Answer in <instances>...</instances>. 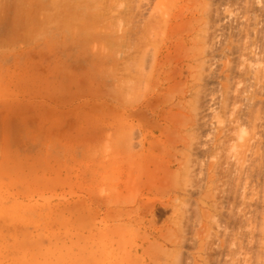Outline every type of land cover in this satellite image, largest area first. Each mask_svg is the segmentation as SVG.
<instances>
[{"label":"rangeland","instance_id":"obj_1","mask_svg":"<svg viewBox=\"0 0 264 264\" xmlns=\"http://www.w3.org/2000/svg\"><path fill=\"white\" fill-rule=\"evenodd\" d=\"M83 1L86 2V0H0V264H165L166 262L170 263V259L172 260L173 254L175 255L176 251L183 252L184 254L186 252V256L182 253L185 257L183 258L187 260H183V263L186 261L185 264H208L206 263L207 257L206 259L204 258L206 256L204 248L207 245L206 243L209 242V233L211 232L220 233L215 239L216 247H222L221 250L218 248L215 252L208 254L212 257L216 254L219 256L221 261L217 264H264V153L258 162V164H261L260 167L248 168L255 176L249 178L248 191H245V193L247 192L246 199L241 198L242 201L239 198L241 196L240 193L243 192L242 185H240L242 183H239L238 178L234 177L238 175V169L242 170L246 169V167L239 168V164L235 165L238 162L235 159L237 155L231 159L233 166H236L234 168L231 167L233 168L231 169V174L233 172L236 173L231 176L234 179L229 176L226 177V174H223V176L221 173L224 172L222 171L219 172L217 170V174L214 173L216 171H211V169H214V167L212 168L213 162H215L213 158L215 160L217 158L213 157V154L211 155L209 152H204L206 154H203L199 151L195 156L193 154L192 157L194 156L198 160V162L196 161L197 165H200L195 166L197 172L199 170L202 175L205 174L206 176L203 175V180L199 179L202 182L198 180V186L201 184V188L196 189L197 191H194V194L189 196L184 190H189L190 187L187 189V186L180 178L179 182L182 183L181 186L179 184L177 187H171L170 183L168 187L166 186L167 184L164 185L168 182L167 180H170L168 177L173 173L183 171L182 167L179 169L177 166L180 163L184 165L186 162L185 155H183L186 149L182 146L181 138L180 141L176 138V143H178L173 147L175 151L171 155L163 153L165 146L161 140L167 134L165 127H168L171 123H175V120L183 119L182 115L187 114L191 124L190 116L186 111L189 104L193 102L194 95L192 92L189 93L186 90L188 89V85L194 82V77L192 78L194 73L193 71H187L188 68H186L192 62L188 59L184 60L185 56L182 57L181 55H186V51H183V49L185 50V47L188 49L187 45L189 44L187 42L190 37L193 38L194 35L198 36V34L199 36L203 35L204 29L201 28L204 24L201 19L202 14L198 15V13L199 10L201 11L205 7L203 5L206 4L203 3L204 0H196L195 3L194 0H170V2L168 1L169 4L167 0H160V5L157 4L156 8L159 7L161 9L162 1H165V4L163 2L162 4L168 7V10L165 11L167 12V16L164 12L162 13L165 20L167 19L166 21L163 20L162 25L160 24L162 21L157 20L161 17L160 9L154 8L153 12H151L152 9L150 12L146 10L148 14L151 13L152 15V18L149 20L146 19L150 15L144 10L147 14L144 20L145 15L141 14L143 12L141 9L147 8V6L144 5V8L142 7L137 11L138 6L137 10L133 8L134 5L136 7L137 0H127L125 2H123L124 0H120L125 4L128 2V9L127 5L125 8L123 7L124 5L120 8L122 3L119 0H113L115 3L117 1V4H112V0H110L111 3H109V0H99V3L94 0L98 3L99 7L96 5V2L94 5L90 4L87 6L88 2L85 4ZM94 1L90 0L89 3H93ZM100 1L103 4L106 2L107 6L105 4L103 6ZM212 1L214 6L216 4L220 5L219 8L216 6L220 16L213 18V22L217 26H220L219 29L215 26V31H219L216 32L219 33L218 37L216 36L218 42L214 39L216 46L220 50L215 46L217 52L215 49L214 55L211 58L213 59L219 51H229L227 50L228 48L233 49L234 52H227V56L225 53L221 55L223 53L221 52L219 56H215L216 59L212 60L214 63L212 62L211 66L212 68L215 67L213 68L215 72L211 70L212 78L202 83L203 87H205V83L210 85H206L207 88H204L207 89L208 95H211L210 97L206 95L204 104L209 102L206 104L209 106H206L207 109L205 111L208 117H211V120L210 118L207 120L209 127L206 124V129L205 127L201 129L203 137L199 140L205 141L201 142L205 145L210 144L209 146H213V141L215 142V129L219 125L217 123L219 115L217 114H219L221 100L225 93L224 86H222L223 82H225L224 71L226 70L223 69L225 67L224 64L227 63L228 65L230 61V63L237 65V68L233 70L238 69V73L234 72L231 80L236 79V81L232 80L234 83L232 85L236 88L235 83H238L236 89L238 91L242 90L241 97L239 95L235 99V106L241 108H244V106L247 108V106H251V103L256 102V99L252 98L250 94L254 88V84L257 86L261 81H256L257 83L253 84V80L258 79L253 74L256 76L258 72L264 73V52H262L264 51V0H252L251 2L249 0H230V2L228 0ZM119 2L121 3L120 7L118 6ZM139 3L140 0L138 1V5ZM109 4L112 5L109 7ZM102 6L105 8H102ZM164 6L162 7L165 9ZM99 8L103 10L100 11ZM163 8L162 10L164 11ZM121 11L122 13L120 14ZM125 12L128 14L132 12V20L136 23V26H133L136 29L139 25L148 26V24L156 23V28H158L157 24H160L159 26L161 27L159 29L164 34L163 36L160 35L161 33L153 35L149 43L147 37H145L146 43H143L144 41L138 43V45L141 43V48L143 47L142 44L145 47L148 44L154 45L152 48L158 56H156L155 68L160 69L157 70L158 77L155 72L156 69L152 70V79L155 77V81L154 79H150L148 86L143 88L145 90H142L141 95L142 93L146 95H142L141 100L137 99L138 103L136 104L138 105L132 103L136 101H132V98L128 103L126 101L125 104L122 100H117L118 98L116 102L113 99L116 98L113 95L115 94L113 91H118L115 89L118 86L119 79H124L125 77V74L122 75L124 73V70H122L124 62L120 58H116L115 55L117 53L119 55L120 49L123 54H120L119 57L124 56V54L126 56L127 53L124 59H130L134 55L136 59L133 58L132 63L135 60L137 62L141 56V53L139 54L141 48L138 46H136L137 51L132 50V48H128V51H126V48L114 50L116 45L120 46L118 45L119 36L122 33L119 30L120 24L121 26L123 25L122 30L127 28L128 25L127 30H134V27L129 23L130 20L128 22L123 20L126 24L129 23L128 25L124 22L122 24V21L120 23V18L127 19L128 14L126 16ZM139 12L143 18H141L142 16H140ZM181 13L182 15H180ZM129 17L130 15L128 19ZM164 17L162 16V19ZM196 18L202 20V22L200 20L202 24L198 27H195L197 26L196 23H199ZM155 25L150 26L153 28ZM130 26L131 29H129ZM150 26L148 27V31L151 28ZM145 27L143 26V28ZM143 28L141 30L140 27L141 31H139H147L146 28V30ZM197 28H201L203 31ZM155 29L153 28V30ZM194 29L198 30L196 34ZM153 30L150 32V35L153 32L157 33ZM130 32L128 31V33ZM139 33L132 32L130 41L136 42L139 40H137L138 37L140 41L144 40V36H142L143 32L140 33L142 35ZM220 33L222 34L220 35ZM144 34L147 36L149 33ZM133 35L135 36L133 37ZM107 38L117 39L116 43L118 44L114 42L115 44L109 45L110 42L108 43V40L106 41L107 43H103V40ZM114 40L111 41L113 42ZM238 40L246 44L243 43V47H247L248 45L247 50L244 48L246 54L243 52V47L241 51L243 54L239 53L237 48ZM182 44L185 45L182 46ZM258 44H261L262 47ZM256 45L258 49L254 48ZM110 48L112 50H109ZM106 49L112 51V54H110L111 52L108 54L109 51L107 50L106 53L109 56L105 55ZM146 49H142V52ZM157 49L159 50L157 51ZM253 49L256 52L261 50L260 52L263 54L256 56L258 54L255 52V55L252 52ZM114 51L118 52L115 53ZM184 52L185 54H183ZM106 61L109 65H107ZM135 62L134 64L136 65ZM103 64L107 66L110 72L105 70L106 68L102 70ZM159 64L161 65L160 67ZM239 64H243L245 67ZM134 66L131 67H137V65ZM126 67L128 66L126 65ZM116 69L119 72L121 69L122 76L115 74L118 72ZM251 71L252 73H250ZM255 72L257 73L255 74ZM106 73L109 75H106ZM240 76L245 77L240 78ZM257 76L262 80L261 77L264 74L261 76L257 74ZM114 77L117 81L114 80ZM262 78L264 79V77ZM158 80L161 81L159 82V86H156L157 88L155 87V89L151 88L153 87L152 85H157L156 82ZM179 80L181 81L179 82ZM261 83H264V81ZM146 85L144 84L143 86ZM179 85H187L184 88L187 94L185 93L181 97L184 98L185 96V98L181 100L177 98L178 93L175 95L173 91L175 88L177 91ZM167 92L174 94L172 95L174 98L170 100L169 98H172L170 94H168V97L164 96ZM233 92L234 94L236 93L235 90ZM119 93L118 91L117 94ZM157 93L161 96H158ZM110 95L112 98H110ZM162 96L167 97L168 101L170 100L169 104H164L167 98L164 101L161 98ZM159 97L164 101L163 105ZM177 99L178 102L184 101V104L178 105ZM146 101L150 103H146ZM262 104V112H264V99ZM179 108L185 111L179 110ZM168 119L170 121H167ZM120 120L125 121L120 124ZM186 121L187 116L184 122L186 123ZM137 122H140V125ZM190 124L186 125L185 128H181L182 132H185H183L184 135L191 130L187 128L190 127ZM247 125L245 127L241 126L243 129L235 130L234 132L237 133L235 135L238 137L241 130L243 132L246 130V132L240 135H244L245 139L246 136L248 138V132L252 131V129L250 125L249 128L251 130L246 127ZM119 127L123 130H128V128L130 130L134 127L139 130V137L137 138L136 136V140L133 138L134 146L131 150L129 149L130 146L126 148L127 146L124 147L126 144L121 145L125 143L124 140H122V143L119 141L125 131L122 130V132ZM104 129L106 130L104 131ZM107 129L111 133L116 131L115 134H110V136L114 135L112 137L114 142L117 139L116 136L122 132V135H119V140L117 139L118 143H114L110 139V136H108L109 138L106 137ZM181 130L179 129L178 132L180 131V134L183 135ZM174 133L173 135H176ZM180 134L178 133L177 137H180ZM192 134L194 135V132ZM235 135L231 136V138L234 136V140ZM210 138L212 140H209ZM249 138L254 139L253 137ZM107 139L109 142H113V145L111 144V150L106 152V145L104 147V144H106ZM252 139L251 141H253ZM251 141L249 140V142ZM128 142L127 139L126 143ZM142 142L144 143L143 149H140ZM235 142L237 141L235 140ZM242 142L240 141V143ZM234 143L231 145L232 148L230 147L229 151L233 149V146L239 149L240 144L237 147ZM116 144L120 146L116 147ZM111 145L109 144V148ZM263 147L262 149L264 150ZM181 148L183 149L180 152ZM148 150L157 154V160L154 163L149 161ZM125 151H127V155L128 152H132L131 156H134L136 159L134 158V161H131L133 159L129 160L130 158L127 157H130V154L128 156L125 155ZM234 151L236 152L237 150L234 148ZM234 151V155L237 154ZM239 152L241 151L238 150ZM230 153L232 152L230 151ZM122 154H124V157H120ZM106 155L109 157L108 159ZM186 156L188 157V155ZM189 157L192 159L191 156ZM126 158L128 162L126 164L125 162L122 163L121 161H125ZM178 159L181 161L180 163L179 161L178 163L176 162ZM241 166H243L242 163ZM206 167H210V169L208 170ZM154 172L159 173V176L163 177V181L165 182L162 183L160 177L158 180L154 176ZM163 173L169 176L167 175L166 177V174ZM211 173L224 177L220 178L221 182H217L219 185L228 181V185L224 183V186L227 185V190L229 186L232 188V191L236 189L235 185L241 186L237 188L239 192L235 193L234 191L236 194L234 196V193L229 188L228 193L231 195H228V198L227 196L224 198V195L221 196L220 192L218 195H213L215 191L209 182V175ZM225 178H231L232 181ZM224 179L226 181L222 183ZM230 182H232L233 186L229 185L231 184ZM237 182L239 184H236ZM152 183L153 185L156 183L154 185L155 188H163V191H156ZM157 184L163 187L161 188ZM164 186H166V189ZM135 187H139V189ZM150 187L152 189H149ZM180 187H183V189ZM128 195V199H123L128 204L123 201L121 202L122 197ZM175 195L179 196L177 200L176 198L174 199ZM187 196L191 199L188 202L191 219L188 221V230L187 226L185 228L184 236L187 235L188 231L187 236L190 239L186 236V241L187 239L189 240L187 241L188 246L186 245L183 248L181 238H176L175 244L172 245L165 241L166 237L164 236L167 234L169 238L170 230L177 233L178 225L176 226L174 223L180 220V218L173 211L174 205L176 206L177 204L175 200L179 204V200L183 202ZM213 196H216V199ZM213 198L214 200H212ZM243 202L245 206L241 204ZM216 203L218 204L216 205L217 209L215 208ZM211 204L214 207L213 209H211ZM219 205L220 211L228 209L234 215L240 213L239 211L245 207L253 211L251 212L252 215L249 213L250 219L247 223H238L236 220L223 222V219L224 225L218 229L222 223L219 220L220 216L217 214L220 209ZM149 207L151 208L148 209ZM209 211L212 212L211 216L208 215ZM217 224L220 226L218 225V227ZM214 225L217 226L218 231L214 229ZM168 231L169 233H167ZM222 233L225 234L222 235ZM252 233L254 234L253 237L250 235ZM245 234L251 237L247 236L250 241L252 238H256L254 241L257 244L254 241L250 244L249 239L247 240L249 243L246 242V244L250 248L249 250L248 248L245 249V247H238L241 241L239 236L241 237ZM178 236L180 235L178 234ZM224 240L229 242L227 243ZM258 241L260 244H258ZM204 243L205 245H203ZM152 244L158 245L154 246ZM161 244H163L162 247L164 246L169 251L173 249L170 252L173 254L170 255L169 253L172 258L168 254H165L170 258L169 260L166 256H163L164 254L159 255V253H154L155 247H159ZM202 247L203 249L201 250ZM157 256H160V258L156 259ZM249 257L252 259L248 260Z\"/></svg>","mask_w":264,"mask_h":264},{"label":"bare ground","instance_id":"obj_2","mask_svg":"<svg viewBox=\"0 0 264 264\" xmlns=\"http://www.w3.org/2000/svg\"><path fill=\"white\" fill-rule=\"evenodd\" d=\"M94 1V0H93ZM97 2L99 1V0H96ZM96 1H94L93 3H89L90 2V0L89 1H87L86 0V2H88L87 3V6L88 5H90V4H92V5H94L95 4V2ZM102 1V0H101ZM100 1V3H102ZM105 1V0H104ZM107 1V0H106ZM110 1V0H109ZM118 1V0H117ZM117 1H116V3L112 0V4L113 3H115V4H117ZM120 1V0H119ZM123 1V0H122ZM122 1H120L121 3H122V5H121V3L120 4H118V6L120 7V5H121V7L120 8H122V6L125 8V6L127 7V9H128V2H127V4H125V3H123V2H125V1H127V0H124L123 2ZM138 1L139 0H137V4H136V7H134L133 6V8H137V6H138V10L137 11H139V9H141L142 7L144 8L145 6H147V8H144V9H141L143 12H141V10H140V12H141V14L144 16L145 15V17L143 18V16L140 14V12H139V14H140V16H142L141 18H143L144 20H145V18L147 17V11L148 12H150L151 11V9H152V11L151 12H153V10H154V8H156L155 6H157V4H159L160 5V0H140V3H139V5H138ZM170 2V0H167V2ZM203 1V0H202ZM229 2H230V0H228ZM228 1H226V2H228ZM250 2L252 1V0H249ZM248 1V3H250ZM84 2V1H83ZM86 2H84L85 4H86ZM92 2V1H91ZM96 2V3H97ZM144 2V3H143ZM164 4H165V1H162ZM162 2H161V5L162 6H164L163 4H162ZM166 2V3H167ZM169 2H168V4H169ZM196 2V0H194V3ZM99 3V2H98ZM98 3L96 4L97 6H98ZM106 3V2H105ZM104 3V4H105ZM109 3H111V1L109 2ZM203 3H206V4H203V5H205V7L203 8V9H201L200 7V9H201V11L199 10V13H198V15L199 14H202V17H201V19L203 20V25L201 26V28H203L204 29V31L201 29V28H197V29H201L202 31H203V35H201V36H199V34H198V36L197 35H194L193 36V38H191L190 37V39H189V41L187 42L189 45H187V48L188 49H186V47H185V50L183 49V51H186V55H181L182 57H184L185 56V58H184V60L185 59H188L189 61H191L192 63L191 64H188V67L186 66V68H188V70L187 71H193V76H192V78L194 79L193 81V83H190L189 85H188V89L186 90V91H188L189 93H193V102L191 103V104H189V106H188V110L186 111V113H188L189 114V116H190V121H191V124H190V122H189V119H188V115L187 114H185L184 116L182 115V118L183 119H179V120H175V123H171L170 125H168V127H165L166 129H167V134L166 135H164L163 136V140H161V142L163 143V145L165 146V149L163 150V153H168V154H172V152L173 151H175L174 149H173V147L174 146H176L177 145V143H176V141L177 140H179L180 141V138L182 139V142L181 143H183V147H184V149H186V154L184 153L183 155H185V160H186V162H185V164L184 165H182L180 162L181 161H179V159L176 161L177 163H178V161H179V163H180V165L179 166H177V167H179V169H180V167H182L183 168V171L182 172H179V173H173V172H175V171H173L172 173V175L171 176H169L168 174H166V173H163V174H166V177H167V175L169 176L168 178L170 179V180H167L166 182L167 183H165L164 185H166L167 187L169 186L168 184L170 183V186L172 187H177L179 184V186H181L182 185V183L181 182H179L180 181V179H182L183 180V182H184V184L187 186V189H188V187H190L189 188V190H184V191H186V193L189 195V196H191L192 194H194V191H197L198 190V188H201V184L198 186V180L201 178L202 180L204 179V177H203V175L205 176V174H201L200 172H199V170H198V172H197V170H196V167L197 166H200V165H197V163H196V161L198 162V160L196 159V158H194V156L199 152V151H201L203 154H206V153H204V152H209L211 155L213 154V157H216L217 158V160H215V158H213L214 160L213 161H215V162H213V166H212V168L214 167V169H211V171L213 170V172L214 171H216V172H214V173H216L217 174V170H219V172H224V173H221L222 175L224 174H226V177H231L232 176V174H236V173H232L231 174V169H233L234 167H236V166H233V163L231 162L232 160V157L233 156H236L235 157V159H236V162H237V164H235V165H238L239 164V168L240 167H246V169H242V170H240V169H238V172L239 173H237L238 175L236 176V177H234V178H238L237 180H238V182L239 183H242V184H240V185H242V193H240L241 194V196L239 197L240 198V200H241V198L242 199H246L245 197H246V193H245V191L247 190L248 191V187H249V184H248V180H249V178L250 177H253V176H255V174H253L252 173V171H250V169H248V168H250V167H260L261 166V164L259 163L258 164V162H259V160L262 158V156H263V153H264V150L262 149V147H263V138H264V112H262L263 111V96H264V83H261L262 81H264V79L262 78V77H264V76H262L261 77V79L262 80H260V77H258L257 76V74L259 75V76H261V75H263L264 73H259L257 70V72H255V74H256V76L253 74V76L254 77H257L258 79L256 80H253V84L254 83H257L256 81H261L257 86H256V84H254V88H253V90L251 91V94H250V96H252V98H254V99H256V102H253L252 100H251V102H253V103H251V106H247V108L244 106V108H241V107H238V106H235V99H236V97L237 96H239L240 95V97H241V93H242V90H240V91H238V89H236L237 88V85H238V83H235V87L236 88H234V85H232V84H234L233 82H232V80H231V78L233 77V73L234 72H236V73H238L237 72V70L238 69H236V70H233V69H235V68H237V65L236 64H232V63H230V61L228 62V65H227V63L226 64H224L225 65V67L223 68L224 70H226V71H224V81L225 82H223V84H222V86H224L223 87V89H224V96H223V99L221 100V104H220V111H219V114H217V115H219V117H218V121H217V123L219 124L218 125V128H216L215 130H216V136H215V142L213 141V146H209L208 144L207 145H205V144H203L202 142H205V141H200L199 139L201 138V137H203L202 135V128L203 127H205L206 126V124L208 123L207 122V120L210 118V120H211V117H208V115L206 114L207 112L205 111L206 109H207V107L209 106H207L206 104H208V103H206V104H204V102L206 101V100H204V98L206 99V95H208L209 93H207L206 92V90L207 89H204L205 87H206V83H205V87H203V84L202 83H204V82H206L209 78H212V71L211 70H213L214 71V69L213 68H215V67H211L212 66V60L215 58V56H219L220 54H221V52H223V50L219 53H217L215 56H214V58L212 59L211 57L214 55V51H215V49L217 48L218 50H220L219 49V47H217L216 46V43H215V41L216 42H218V40H216L217 38H216V36L219 34V33H216V32H219V31H215L216 30V28H215V26L219 29V27L220 26H217V24H215L214 22H213V18H218L220 15V13L218 12V8H219V6L220 5H217L216 3V6L218 7H216V6H214V4H213V1L212 0H207V2H205V0H204V2ZM219 3V2H218ZM80 4H81V2H80ZM104 4L102 3V5L104 6ZM112 4H109V7H110V5H112ZM114 4V5H115ZM220 4H221V1H220ZM68 5H69V3H68ZM74 5V4H73ZM100 5V4H99ZM145 5V6H144ZM158 5V6H159ZM203 5H201V6H203ZM81 6V5H80ZM86 6V7H87ZM102 6V8H105V7H103ZM105 6H107V4H105ZM130 6V5H129ZM154 6V7H153ZM161 6V9L159 8V7H157L158 8V10L159 11H161V14H160V19H157L158 21H162L161 23L160 22H158V21H156V22H158V23H160L161 25H162V23H163V20H165V17H164V14H162L163 12L166 14L167 12H165V11H167L168 10V7L167 6H164L165 7V9L163 8ZM68 7H70V6H68ZM99 7V6H98ZM97 7V8H98ZM100 8H101V6H100ZM99 8V10L101 11V10H103V9H100ZM156 8V9H157ZM162 8L164 9V11L162 10ZM198 8V9H199ZM189 9V8H188ZM187 9V10H188ZM144 10L146 11V13L144 12ZM184 10H186L185 8H184ZM195 11H196V9H195ZM188 12V11H187ZM197 12V11H196ZM202 12V13H201ZM122 13V11L120 12V14ZM131 14H132V12H130ZM128 14L127 12H125L124 14L127 16V14H128V16L130 15V17H129V19H128V16H127V19H121L120 17V23H121V21H122V24H123V22L125 23V21H123V20H126V22H128L129 20V23H130V25H132V27H134L133 25H135L136 26V23H134L133 21L134 20H132V16H133V14L131 15V14ZM144 13V14H143ZM219 13V14H218ZM123 14V15H124ZM139 14H138V16H139ZM192 14V13H191ZM124 15V16H125ZM148 15H150V16H148L147 17V19L146 20H149V19H151L152 18V15H151V13L150 14H148ZM180 15H182V13L180 14ZM123 16V17H124ZM140 16H139V18H140ZM162 16L164 17L163 19H162ZM166 16H167V14H166ZM215 16H218V17H215ZM122 17V16H121ZM124 18H126V17H124ZM138 18V19H139ZM140 18V19H141ZM177 18V17H176ZM197 20H198V18H196ZM200 19V18H199ZM200 19V20H201ZM167 20V19H166ZM165 20V21H166ZM196 20V21H197ZM200 20H198L199 21V23L197 24L196 23V25L197 26H195V27H198V26H200V24H202V23H200ZM202 20H201V22H202ZM217 20V19H216ZM134 23H132V22ZM129 23H125L126 25H128ZM154 23V22H153ZM156 24V23H155ZM155 24H150L151 26H153V25H155ZM160 24H157L158 25V28H156L157 26L155 25L153 28L155 29V30H153V28L148 24V26L147 25H143V26H146L145 28L147 29V31H142L143 32V35L142 34H140V33H142V32H140L141 30H142V28H143V26H141V25H139V23H138V25L141 27V30H140V27H139V30H138V27H137V29H136V27H134V30H127V28L129 27V25H128V27L127 28H125V29H123L122 30V27H123V25L121 26V24H120V27H119V30H121L122 31V33H121V35L119 36V44L118 43H116L117 42V39L116 40H114V39H112V38H109V39H111V40H114L113 42L111 41V40H109L108 38L107 39H104L103 40V43H105L107 40V42L109 43L110 42V44L109 45H112L114 42L116 43V44H118V45H120V46H117L116 45V48H114V50L116 49H118V48H126V51H128V48H132V50H134V51H137L136 49V46H138V47H140V45H141V43H142V41H144L143 43H146L145 41H146V39H145V37H147V40H148V43H149V41H150V39H152V37H153V35H155V34H160L161 33V31H160V27L161 26H159ZM125 25V26H126ZM151 27V28H149L150 30L148 31V27ZM145 28H143L144 30H146ZM129 29H131V26H130V28ZM133 29V28H132ZM153 31H156L157 33H152L151 35H150V32H152V30ZM158 29V30H157ZM221 29V28H220ZM193 30V29H192ZM128 31L130 32V33H128ZM140 33H139V32ZM158 31H160V32H158ZM194 31H195V34L197 33V31L198 30H195L194 29ZM101 32V31H100ZM132 32L134 33H139L140 35H142V36H144V38L143 37H141V38H143L144 40H141L140 41V38L138 37L137 38V40L138 41H136L137 42V44H135L136 42H134V41H130L131 40V38H132ZM221 32V31H220ZM99 33V32H98ZM103 33V32H102ZM119 33H120V31H119ZM144 33H149L147 36H145V34ZM171 33V32H170ZM191 33V32H190ZM213 33H214V35H213ZM194 34V33H193ZM222 33H220V35H221ZM102 35V34H101ZM136 35V34H135ZM135 35H133V37L135 36ZM160 35H164L163 33H161ZM215 36V37H214ZM241 36V35H240ZM109 37V36H108ZM149 37V38H148ZM218 37V36H217ZM97 38H99L98 36H97ZM114 38V37H113ZM239 38H241V37H239ZM214 39H215V41H214ZM133 40V39H132ZM106 42V43H107ZM139 42H141L140 43V45H138V43ZM220 42V41H219ZM114 43V44H115ZM133 43H134V45H133ZM186 43V44H187ZM238 46H237V48H238V51H239V53L240 54H243V52H244V54H246L245 53V51L247 50V48H248V45H247V47L245 46V47H243V43L244 42H239V40H238ZM242 43V44H241ZM245 44V43H244ZM143 45V47L140 49L141 51H139V54L141 55L140 56V59L139 58H137V59H139L137 62H135L136 63V65H137V67H135L136 65L134 64V62L132 63L131 61H133L134 59H136V57L134 58V55H132L133 56V58L131 57L130 59H126V61H125V59H124V56H125V54H124V56L122 55L121 57H119L120 56V54H123V52L121 51V49H120V53H119V55H118V53H117V55H115V57L116 58H120V60L121 61H123L124 63H123V69L122 70H124L123 72V74L121 73L122 71H121V69H120V72L118 71V72H116L115 74L116 75H118V76H122V75H124L125 77H124V79H119V81H118V83H117V85L118 86H116V84H114L115 86H116V89L115 90H118L120 93L119 94H117V92L118 91H113L114 90V88H113V92H115V94H117V95H115V94H113L114 96H116V98H113V99H115V102H116V99L117 100H122V102L125 104V102L127 101V103L129 102V100L132 98L133 100L132 101H134V100H136L135 102H132V103H134V104H136V103H138V100L140 99L141 100V98L143 97V96H145L146 94L144 93H142V95H141V92H143L144 90H143V88H146L147 86H148V82H150V79H152V73H153V71L152 70H154V68H155V66H156V58L158 57L157 56V53L154 51V49L152 48V46H154V45H152V44H148V45H146V47H145V45L144 44H142ZM151 45V46H150ZM185 44H182V46H184ZM221 45V44H220ZM220 45H218V46H220ZM246 45V44H245ZM259 46L261 45V44H258ZM126 46V47H125ZM128 46V47H127ZM148 46H150L151 47V49H149L148 48ZM215 46H216V48H215ZM145 47V48H144ZM222 47V46H221ZM220 47V48H221ZM242 47H243V49H242ZM257 47V45L256 46H254V48L255 49H258V48H256ZM260 47H262V45L260 46ZM146 48H148V49H146ZM223 48V47H222ZM221 48V49H222ZM138 49V50H139ZM142 49H146L145 51L143 50V52H142ZM181 49H182V47H181ZM217 49H216V52H217ZM224 49V48H223ZM259 49H262V48H259ZM105 50V49H104ZM107 50L108 49H106V51H105V53L107 52ZM109 50H112V48H110ZM108 50V51H109ZM159 49H157V51H158ZM226 50V49H225ZM227 50H229V51H227ZM226 51L228 52V53H231L232 51H233V49H231V48H228ZM243 50V52L241 53V51ZM182 51V52H183ZM259 51V52H258ZM257 52H256V50H252V52H254V54L256 55V53L258 54V55H256V56H259V55H261V54H263L262 52H264V51H262V52H260L261 50H258ZM111 52V53H110ZM115 52V51H114ZM116 52H118V51H116ZM115 52V53H116ZM179 53H180V51H178ZM181 52V53H182ZM227 52H223L221 55H224V53H225V55L227 54ZM234 52V51H233ZM256 52V53H255ZM112 54V51H109L108 52V54ZM192 53V54H191ZM260 53V54H259ZM107 53L105 54V55H108ZM183 54H185V52L183 53ZM168 55H169V53H168ZM228 55V54H227ZM226 55V56H227ZM109 56V55H108ZM126 56H127V53H126ZM125 56V57H126ZM157 56V57H156ZM171 56V55H170ZM111 58V57H110ZM133 59V60H132ZM181 59V58H180ZM183 59V58H182ZM216 59V58H215ZM178 61H179V59H178ZM211 61V62H210ZM107 62V61H106ZM105 62V63H106ZM164 62V61H163ZM167 62V61H166ZM182 62H183V60H182ZM132 63V64H131ZM139 63V64H138ZM165 63V62H164ZM163 63V64H164ZM214 63V62H213ZM131 64V66H134L135 68H133V67H131V66H129ZM161 64V63H160ZM159 64V67L161 66ZM162 64V65H163ZM168 64V63H167ZM171 64V63H170ZM169 64V65H170ZM184 64V63H183ZM107 65H109L108 64V62H107ZM126 65L128 66V67H126ZM182 65V64H181ZM239 65H241V66H243V64H239ZM105 65L103 64V68H102V70L103 69H105V70H108L107 69V66H105ZM172 66V65H171ZM157 67H158V65H157ZM158 67V68H159ZM179 67V66H178ZM182 67V66H181ZM209 67H211V68H209ZM243 67H245V66H243ZM226 68V69H225ZM246 68H248V67H246ZM115 69V68H114ZM156 70H155V72H156V75H157V70H160V69H157V68H155ZM176 69V68H175ZM190 69V70H189ZM222 69V70H223ZM110 70H112V69H110ZM116 70H113V71H116ZM246 70H248V69H246ZM109 71V70H108ZM108 71H106V72H108ZM162 71V70H161ZM170 72H171V70H169ZM183 71V70H182ZM253 71V70H252ZM252 71L250 72V73H252ZM110 72V71H109ZM112 72V71H111ZM179 72V71H178ZM181 72V71H180ZM215 72V71H214ZM254 72V71H253ZM261 72V71H260ZM191 73V72H190ZM108 73H106V75H107ZM112 74V73H111ZM122 74V75H121ZM159 74V73H158ZM179 74H183V73H179ZM243 74V73H242ZM261 74V75H260ZM104 75V74H103ZM109 75V74H108ZM155 75V74H154ZM153 75V76H154ZM189 75V74H188ZM241 75V74H240ZM112 76V75H111ZM110 76V77H111ZM159 75H157V77H158ZM156 77V78H157ZM169 77H171V76H169ZM168 77V78H169ZM179 77V76H178ZM182 77V76H181ZM242 77H245V76H242ZM241 76H240V78H242ZM104 78V77H103ZM105 78H106V76H105ZM104 78V79H105ZM108 78H109V76H108ZM167 78V77H166ZM174 78V77H173ZM252 78V77H251ZM116 78L114 77V80H115ZM154 79V81H155V77L153 78ZM152 79V80H153ZM163 79V78H162ZM170 79H172V78H170ZM254 79V78H253ZM106 80V79H105ZM161 80V79H160ZM160 80H158V82H156L157 83V85L155 84V86L154 85H152L153 87H151V88H154L155 89V87L157 86H159V82H161ZM165 80V79H164ZM167 80V79H166ZM172 80H174V79H172ZM235 81H236V79H234ZM233 80V81H234ZM115 81H117V80H115ZM114 81V83H116ZM181 80H179V82H180ZM255 81V82H254ZM165 83H166V81H165ZM177 83V82H176ZM175 83V84H176ZM146 85V86H143V85ZM154 84V83H153ZM183 84V83H182ZM185 84H187L186 82H185ZM243 84H244V82H243ZM150 86V85H149ZM185 86V87H184ZM184 86H181V85H179V89L176 91V88H175V90H173L174 91V94L176 95L177 93H178V96H177V98L179 99L180 98V100L181 99H184L185 98V96H184V98H181L185 93H186V91H185V89L184 88H186L187 87V85H184ZM207 86H210V85H207ZM156 87V88H157ZM170 87V86H169ZM151 88H148V89H151ZM207 88V87H206ZM159 89V88H158ZM166 89V88H165ZM167 89H169V88H167ZM143 90V91H142ZM233 90H235L236 91V93L234 94V92H233ZM107 92V91H106ZM154 92H155V90H154ZM153 93V92H152ZM160 93H162V92H160ZM212 93V92H211ZM110 94V93H109ZM108 94V95H109ZM128 94H130V95H128ZM156 94V93H155ZM154 94V95H155ZM158 94V93H157ZM168 94H170V93H168L167 92V94H165L164 96H169ZM174 94H170V96L172 97V95H174ZM187 94V93H186ZM153 95V94H152ZM160 94H158V96H159ZM243 95V94H242ZM141 96V97H140ZM161 96V95H160ZM164 96H162L161 98L165 101V99L167 98V97H164ZM211 95H208V97H210ZM249 96V97H250ZM106 97V96H105ZM239 97V98H240ZM247 97V96H246ZM110 98H112L111 97V95H110ZM174 97H172V98H169L170 100L171 99H173ZM212 98V97H211ZM210 98V99H211ZM248 98V97H247ZM138 99V100H137ZM147 99V98H146ZM159 99H160V97H159ZM178 99H177V102H178ZM213 99V98H212ZM249 99V98H248ZM247 99V100H248ZM143 100V99H142ZM161 100V99H160ZM167 101H165V103H164V101H162V105H163V103L164 104H169V102H170V100L168 101V98L166 99ZM143 101H145V100H143ZM210 101V100H209ZM213 101V100H212ZM121 102V104H123ZM147 102H149V101H146V103ZM168 102V103H167ZM119 103V105H120V102H118ZM150 103V102H149ZM152 103V102H151ZM172 103H173V100H172ZM184 104V101L183 102H178V105H181V104ZM123 104V105H124ZM141 104H142V102H141ZM153 104V103H152ZM177 104V103H176ZM136 105H138V104H136ZM148 105V104H147ZM120 106H122V105H120ZM166 106V105H165ZM175 106V105H174ZM207 106V107H206ZM152 107V106H151ZM155 107V106H154ZM186 107V106H185ZM184 107V108H185ZM138 108V107H137ZM149 108V107H148ZM175 108V107H174ZM181 108H183L182 106H181ZM163 109V108H162ZM211 109V108H210ZM164 111H165V109H163ZM179 110H182V109H180L179 108ZM184 110V109H183ZM182 110V111H183ZM209 110V109H208ZM214 110V109H213ZM167 111V110H166ZM185 111V110H184ZM212 111V110H211ZM217 111V112H218ZM162 112V111H161ZM171 112V111H170ZM169 112V113H170ZM179 112V111H178ZM143 113V112H142ZM164 113V112H163ZM146 114V113H145ZM144 114V115H145ZM154 114V113H153ZM156 114V113H155ZM147 115V114H146ZM213 115V114H212ZM216 115V116H217ZM187 116V121H186V123L184 122V120H185V117ZM148 117V116H147ZM162 117H163V115H162ZM166 117V116H165ZM164 117V119H166V118H168V117H166L165 118ZM140 118H142V117H140ZM149 119V118H148ZM170 119V118H169ZM167 120V121H170V120ZM213 119V118H212ZM146 120V119H145ZM153 120V119H152ZM209 120V121H210ZM107 121V120H106ZM125 121V120H124ZM124 121H122V120H120V124H121V122H123L124 123ZM156 121V120H155ZM148 122H149V120H148ZM172 122V121H171ZM122 123V124H123ZM140 122H137V124L138 125H140L139 124ZM168 123V122H167ZM210 123V122H209ZM188 124H190V127H187L188 129H191L190 131H191V133L190 134H188L189 132H186V134L184 135V133L182 132V130H181V128H185V126L186 125H188ZM246 124H248L246 127H250L251 129H252V131H250V132H248V138H247V136H246V139H245V137H244V135H240L241 133L243 134L244 132H246V130H244V132L241 130L240 131V133L238 134V137H237V135H235V133L236 132H234L235 130L237 131V129H243L241 126H243V127H245V125ZM124 125V124H123ZM126 125V124H125ZM209 124H207V126H208ZM214 125V124H213ZM250 125V126H249ZM165 126V125H164ZM164 126H162V127H164ZM215 126V125H214ZM136 127V126H135ZM131 128L130 130H129V128H128V130L126 129V130H123L122 128L120 129V127H119V129L122 131H125L124 133H123V135L121 134V133H119V135L121 134L122 136V138H121V140H119L118 138L120 137L119 135H118V133H117V135L118 136H116L117 137V139L119 140V141H121V143L123 142L122 140H124V142L125 143H122L121 145H124V144H126V145H124V147H126V148H128V146H130V150H131V148H133V146H134V144H133V138H135L136 136H137V138L139 137V130L137 129V128ZM209 127V126H208ZM236 127H238V128H236ZM241 127V128H240ZM186 128V129H187ZM236 128V129H235ZM163 129V128H162ZM181 130V132L183 133V135H181L180 134V131L178 132V130ZM205 129H206V127H205ZM106 129H104V131H105ZM109 129H107V134H106V137H108V136H110V134H115L116 133V131H114V133H111L110 132V130L108 131ZM165 130V129H164ZM184 130V129H183ZM109 132V133H108ZM118 132V131H117ZM175 132V133H174ZM176 132H178L181 136L179 137H177V135H178V133L176 134ZM194 132V135L192 134ZM213 132V131H212ZM234 132V133H233ZM238 132H239V130H238ZM252 132V133H251ZM127 133H129L128 135H126ZM173 133L174 134H176V135H173ZM215 133V132H214ZM213 133V134H214ZM109 134V135H108ZM164 134V133H163ZM210 134H211V132H210ZM237 134V133H236ZM251 134V135H250ZM172 135V137H170ZM212 135V134H211ZM232 135H235L236 137H237V139H236V137H235V140L237 141V142H235L234 143V136L231 138V136ZM241 137H240V136ZM114 135H111L110 136V139H112V137H113ZM244 138H243V137ZM212 138H213V135L211 136ZM249 137H253L254 139H252V138H249ZM109 138V137H108ZM115 138V137H114ZM176 138H177V140H176ZM212 138H210L209 140H212ZM230 138H231V140L233 141H231L230 140ZM241 138V139H240ZM103 139H105V138H103ZM117 139H115L116 141L114 142L113 140L114 139H112V141L114 142V143H118V140ZM127 139H128V143H126V141H127ZM251 139L253 140V141H251ZM135 140H136V138H135ZM138 140H141V139H138ZM242 142L243 140V142L242 143H240V141ZM249 140L251 141V142H249ZM105 141V140H104ZM230 141V142H229ZM255 141V142H254ZM107 142H109V140L107 139ZM106 142V144H104V147H105V145H106V152L109 150H111V148H112V143H111V141L109 142V143H107ZM208 142V141H207ZM239 142V143H238ZM252 142H254V144H252ZM176 143V144H175ZM180 142H179V144H181ZM209 143V142H208ZM232 143V144H231ZM233 143H234V145H237V147H238V145H239V149H237L235 146H233V149H231L230 151L233 153V151H234V148H235V150H237L235 153H237V154H235L234 155V153H233V155H232V153H230V151H229V149H230V147L232 148V146L231 145H233ZM238 143V144H237ZM109 144L111 145L110 146V148H109ZM151 144H153V143H151ZM175 144V145H174ZM230 144V145H229ZM138 145V144H137ZM143 145H144V143L142 142V144L140 145V149H143ZM203 145H205V146H203ZM242 145V146H241ZM244 145V146H243ZM115 146V145H114ZM117 146H120V145H117L116 144V147ZM160 146V145H159ZM115 147V148H116ZM229 147V148H228ZM109 148V149H108ZM122 148H123V146H122ZM158 148V147H157ZM227 148H228V150H227ZM243 148V149H242ZM264 148V147H263ZM117 149V148H116ZM176 149V148H175ZM183 148H181L180 149V152H181V150H182ZM204 149H206V151H204ZM241 149V150H240ZM127 151H128V149H126ZM238 150L239 151H241V152H239L238 153ZM253 152H252V151ZM127 151H125V155H127ZM143 151V150H142ZM252 152V153H251ZM110 153V152H109ZM132 153V152H131ZM131 153H129L128 152V155L130 154V157L128 156L127 158H130L129 160H131V159H133V160H131V161H134V156H131ZM146 153V152H145ZM183 153V152H182ZM248 153V154H247ZM250 153V154H249ZM124 154H122L120 157H124ZM159 154V153H158ZM194 154V156L192 157V155ZM108 155V154H107ZM106 155V156H107ZM145 155V154H144ZM147 155L150 157L149 158V161H151V163H154L157 159H156V157H157V154H154L153 152H151L150 150H148V152H147ZM186 155H188V157L186 156ZM169 156V155H168ZM167 156V157H168ZM189 156H191L192 157V159L189 157ZM147 157V156H146ZM183 157V156H182ZM198 157V156H197ZM208 157V156H207ZM109 157L107 156V159H108ZM126 158V159H127ZM148 158V157H147ZM164 158V157H163ZM125 159V161L124 160H120L122 163L123 162H125V164H126V162H128V159L126 160ZM136 159V158H135ZM146 159V158H145ZM208 159H209V157H208ZM182 160V159H181ZM184 160V161H185ZM203 160V159H202ZM183 161V160H182ZM208 161V160H207ZM206 161V162H207ZM235 161V160H234ZM233 161V162H234ZM120 162V163H121ZM199 162H200V160H199ZM210 162H211V160H210ZM235 162V163H236ZM239 162H241L242 163V165L243 166H241V163H239ZM201 163H203V162H201ZM200 163V164H201ZM215 163V164H214ZM208 164V163H207ZM211 164V163H210ZM141 165V164H140ZM201 165H203V164H201ZM209 165V164H208ZM196 166V167H195ZM139 167H141V166H139ZM167 167V166H166ZM211 167V166H210ZM210 167H206L208 170L210 169ZM231 167H233V168H231ZM141 170V169H140ZM162 170V169H161ZM240 170V171H239ZM156 171H159V170H156ZM165 171V170H164ZM233 171V170H232ZM234 171H235V169H234ZM208 172H210V171H208ZM212 172V173H213ZM218 172V173H219ZM236 172V171H235ZM211 173V175H209L210 177V179H209V182L211 183V187L213 188V190L215 191V193H213V195H218L219 194V192L221 193V196H223L224 195V198H226L225 196H227V198H228V195H231V194H229L228 192H229V188H230V191H232L231 189V187L229 186L228 187V190H227V183H228V181L227 182H224V181H226V180H231V178H229V179H224L223 181H222V183L224 182L225 184H227L226 186H224V183L220 186L218 183L219 182H221V180H220V178L222 177L221 175L220 176H218V175H215V174H212ZM145 174V173H144ZM223 175V176H224ZM154 176L155 177H157V179L159 180V177H160V181L162 182V183H164L165 181H163L164 180V178L163 177H161V176H159V173H155L154 172ZM203 178H202V177ZM234 176V175H233ZM257 176V175H256ZM206 177V176H205ZM180 178V179H179ZM222 178H224V177H222ZM234 178H232V179H234ZM156 179V178H155ZM166 179V178H165ZM154 180V179H153ZM140 182H141V180H139ZM138 181V182H139ZM170 181V182H169ZM200 182H202L201 180H199ZM232 181V180H231ZM243 181H244V186H243ZM208 182V183H209ZM218 182V183H217ZM234 182V181H233ZM236 183V184H239V183ZM210 183H209V185H210ZM231 184H229V185H231V186H233V184H232V182H230ZM156 184V183H155ZM154 184V185H155ZM159 184H160V182H159ZM159 184H157V186H161V188L163 187L162 185H159ZM153 185V183H152V186H153V188L156 190V191H160V190H162L163 191V188L162 189H159L158 187H156V188H158V189H156L155 188V186ZM166 186H164V188L166 189ZM184 186V185H183ZM198 186V187H197ZM218 186H220L219 188H218ZM170 187V188H171ZM206 187H208V186H206ZM225 187H226V189H225ZM241 187V186H240ZM239 187V185H235V188L237 189V188H240ZM136 188V187H135ZM181 188V187H180ZM136 189H139V187L138 188H136ZM149 189H152L151 187L149 188ZM181 189H183V187L181 188ZM197 189V190H196ZM236 189H233L234 191H235V193H237V192H239L238 191V189H237V191H236ZM134 190V189H133ZM168 190V189H167ZM216 190H217V192H216ZM138 191V190H137ZM136 191V192H137ZM213 191V192H214ZM234 191H232L233 193H234ZM181 192H182V190H181ZM234 193V196L236 195ZM176 195H178V194H176ZM174 196V199L176 198V200L178 199L177 197H179V196ZM239 195V194H238ZM221 196H220V198H221ZM233 196V197H234ZM115 197V196H114ZM118 197V196H117ZM213 197H215V199H216V196H213ZM217 197H219V196H217ZM238 197V196H237ZM120 198V197H119ZM128 199L129 198V195L128 196H124V197H122V200H121V202L123 201L124 203H126L125 202V200H123V199ZM230 198V197H229ZM234 198H236V197H234ZM219 199V198H218ZM136 200V199H135ZM138 200V199H137ZM175 200V202L177 203L176 204V206L174 205V212L177 214V216H179V218H180V220H178L176 223H174L176 226L178 225V228H177V233L176 232H172V230H170L171 232L169 233V231L167 232V233H169L170 235H169V238L167 237V234H166V236H164V237H166L165 238V241H167L168 243H170V244H172V245H174L175 243V239L176 238H181L182 239V246H183V248L187 245V241H189L188 239H187V241H186V236L188 235V231H187V235L186 236H184V233H185V228H186V226H187V230H188V228H189V224H188V221L191 219V216H189L190 214H191V211H190V209H189V206H188V202H190V198H188V196L185 198V200L183 201V202H181V200H179L180 201V203L178 204V202ZM212 200H214V198L212 199ZM222 200H224V199H222ZM234 200V199H233ZM161 201V200H160ZM172 201H174V200H172ZM242 201V200H241ZM129 202V201H128ZM132 202V201H131ZM136 202V201H135ZM159 202V201H158ZM234 202H235V200H234ZM118 203V202H117ZM123 203V204H124ZM250 203V202H249ZM126 204H128V203H126ZM148 204V203H147ZM152 204H154V203H152ZM164 204V203H163ZM167 204V203H166ZM214 204V203H213ZM241 204H244V206H245V203L243 202V203H241ZM149 205V204H148ZM170 205V204H169ZM172 205V204H171ZM212 205V204H211ZM216 205H218L217 203L215 204V208L217 207ZM221 205H222V203H221ZM246 205H248V204H246ZM122 206V205H121ZM243 206V205H242ZM243 206V207H244ZM152 207H153V205H152ZM222 207V206H221ZM151 207H149L148 209H150ZM171 208H172V206H171ZM210 208V207H209ZM214 207H213V205H212V208L211 209H213ZM219 208H220V205H219ZM147 209V208H146ZM217 209V208H216ZM215 209V210H216ZM223 209V208H222ZM247 209H249V208H247ZM247 209H246V207L243 209H241L239 212L240 213H237V214H232L228 209L226 210V211H220L221 210V208L218 210L219 211V213H217L218 214V216H220V218H219V220H221V222H222V220H223V222H227V221H231V220H236V221H238V223L239 222H241V223H247V221L250 219V216H249V213L251 214V212L253 211V210H251V209H249L248 211H247ZM146 212H147V210H145ZM152 211V210H151ZM217 211V210H216ZM120 212V211H119ZM174 212H172V213H174ZM194 212V211H193ZM212 212H210L209 211V214L208 213H206V214H208L209 216H211L210 214H211ZM215 213V212H214ZM126 214V213H125ZM154 214V213H153ZM152 214V215H153ZM175 214V215H176ZM203 214V213H202ZM213 215H216V214H213ZM252 215V214H251ZM254 215V214H253ZM218 216H217V218H218ZM223 216V217H222ZM124 217V216H123ZM128 218H129V216H128ZM154 218V217H153ZM216 218V217H215ZM120 219H121V217H120ZM119 219V220H120ZM124 219V218H123ZM134 219V218H133ZM155 219V218H154ZM132 220V219H131ZM217 219H215V221H216ZM141 221H143V220H141ZM140 221V222H141ZM235 221V222H236ZM217 222H218V220H217ZM223 222L219 225V224H217V226L219 227L218 229H220L221 227H222V225H224L223 224ZM124 223V222H123ZM174 225V226H175ZM215 226V225H214ZM213 226V227H214ZM217 226H215L214 227V229H217ZM224 228V227H223ZM226 228V227H225ZM167 229V228H166ZM175 229V228H174ZM173 229V230H174ZM218 229L216 230V231H218ZM168 230V229H167ZM166 230V231H167ZM253 231H254V229H253ZM190 232V231H189ZM250 232H252L251 230H250ZM249 232V233H250ZM260 232V231H259ZM243 233H244V231H243ZM246 233V232H245ZM254 233V232H253ZM250 234L251 235V237H253L254 236V234ZM261 233V232H260ZM178 234L180 235V236H178ZM210 235H209V242L208 243H206L207 245H206V247L204 248V251H205V253H206V256L204 257L205 259H206V257H207V259H206V263H208V264H217L218 262H220L221 261V259L219 258V256L216 254V255H213V257L212 256H210V255H208V254H210V252H215L218 248H220V250H221V248L222 247H216V236L218 235V234H220V233H217V232H214V233H209ZM223 234H225V233H222V235ZM260 235V234H259ZM145 236V235H144ZM247 236H248V234L246 235H244V236H239V239L241 240L240 241V243L238 244V247H245V249L246 248H248V250L250 249L249 247H247V244H246V242H248L247 240L249 239V238H251L250 236H248L249 238H247ZM147 237H149V236H147ZM160 237V236H159ZM187 237H189V236H187ZM162 238V237H161ZM157 239V238H156ZM167 239V240H166ZM189 239H190V237H189ZM225 239V238H224ZM253 239V240H252ZM251 239V241H250V239H249V242H250V244H251V242L253 243V241L256 239V238H252ZM257 240H258V238H257ZM225 241V240H224ZM223 242V241H222ZM225 242H229V241H225ZM225 242H223V243H225ZM248 242V243H249ZM255 242V244H257V242L256 241H254ZM226 243V244H227ZM151 244V243H150ZM189 244H190V242H189ZM220 244H222V243H220ZM225 244V245H226ZM258 244H260L259 243V241H258ZM152 245H154V244H152ZM156 245H158V244H156ZM156 245H154V246H156ZM162 245L163 244H161V246L159 245V247H155V252L154 253H156V254H158L159 253V255H163V256H166V258H168V260L170 259L168 256H170V255H172L170 252L173 250V249H170L171 251H169V250H167L166 248H164V246L162 247ZM203 245H205V243L203 244ZM203 245H201V246H203ZM188 246V245H187ZM190 246V245H189ZM220 246V245H219ZM236 246H237V244H236ZM204 247V246H203ZM203 247L201 248V250L203 249ZM152 248L154 249V247L152 246ZM182 248V249H183ZM252 248V247H251ZM200 250V251H201ZM187 251V250H186ZM188 251H189V247H188ZM187 251V252H188ZM169 253H170V255H169ZM183 253V252H182ZM182 253H180L179 251L177 252L176 251V253H175V255L173 254V258H172V256H170L171 258H172V260L170 259V263H167V264H185L186 263V259H184L185 257L184 256H186L185 254H186V252H185V254H184V256H183V254ZM165 254H168V256L167 255H165ZM160 258V256H157L156 257V259L157 258ZM184 257V258H183ZM202 257V256H201ZM204 258H202V259H204ZM152 259V258H151ZM154 259H155V257H154ZM155 259V260H156ZM205 259H204V261H205ZM252 258L251 257H249L248 258V260H251ZM155 260H154V262H155ZM161 260V259H160ZM183 260H186V261H184L185 263H183ZM247 260V261H248ZM246 261V262H247ZM151 262H153V261H151ZM245 262V263H246ZM156 263V262H155ZM165 263V264H166ZM250 263H252V261H250ZM188 264V263H187Z\"/></svg>","mask_w":264,"mask_h":264}]
</instances>
